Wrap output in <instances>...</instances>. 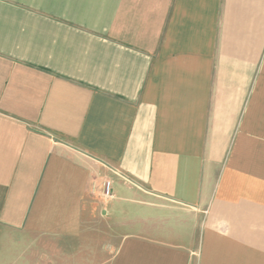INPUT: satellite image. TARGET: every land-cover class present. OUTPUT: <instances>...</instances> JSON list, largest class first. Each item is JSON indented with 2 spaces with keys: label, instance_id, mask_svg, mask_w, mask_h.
Instances as JSON below:
<instances>
[{
  "label": "crops",
  "instance_id": "obj_1",
  "mask_svg": "<svg viewBox=\"0 0 264 264\" xmlns=\"http://www.w3.org/2000/svg\"><path fill=\"white\" fill-rule=\"evenodd\" d=\"M43 240L264 264V0H0V264Z\"/></svg>",
  "mask_w": 264,
  "mask_h": 264
},
{
  "label": "rangeland",
  "instance_id": "obj_2",
  "mask_svg": "<svg viewBox=\"0 0 264 264\" xmlns=\"http://www.w3.org/2000/svg\"><path fill=\"white\" fill-rule=\"evenodd\" d=\"M112 230H113V227L111 225L105 226L103 224H99L96 227H93V232L94 231L97 232L100 236H103L104 239L98 238L99 239L98 242L90 243L92 247H90L89 245L84 248L86 251L91 250V248L97 251L96 253L97 257L95 259L92 258L91 261L101 262V261L107 260L109 256H112L115 254L117 250L118 242L116 241V239H114ZM50 244H52V242L43 240L42 247L36 248V250L38 251V254H37V258L34 264L40 263L41 261H43V259L46 260L50 251L51 252L54 251L53 247L49 246ZM90 255H92V253ZM192 264H195V262H193Z\"/></svg>",
  "mask_w": 264,
  "mask_h": 264
},
{
  "label": "built area",
  "instance_id": "obj_3",
  "mask_svg": "<svg viewBox=\"0 0 264 264\" xmlns=\"http://www.w3.org/2000/svg\"><path fill=\"white\" fill-rule=\"evenodd\" d=\"M104 197H105L106 199H111V198H112V195H111V188H110V183H109V182L106 184V191H105V193H104Z\"/></svg>",
  "mask_w": 264,
  "mask_h": 264
}]
</instances>
